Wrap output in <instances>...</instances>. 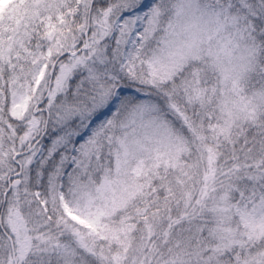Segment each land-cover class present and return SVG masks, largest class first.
<instances>
[{"label": "snow or ice", "instance_id": "obj_1", "mask_svg": "<svg viewBox=\"0 0 264 264\" xmlns=\"http://www.w3.org/2000/svg\"><path fill=\"white\" fill-rule=\"evenodd\" d=\"M0 264H264V0H0Z\"/></svg>", "mask_w": 264, "mask_h": 264}]
</instances>
